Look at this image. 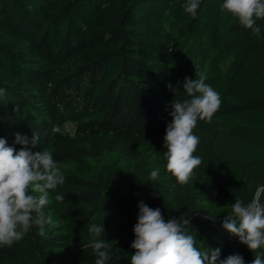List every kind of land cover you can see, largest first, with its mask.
<instances>
[{
  "label": "trees",
  "instance_id": "trees-1",
  "mask_svg": "<svg viewBox=\"0 0 264 264\" xmlns=\"http://www.w3.org/2000/svg\"><path fill=\"white\" fill-rule=\"evenodd\" d=\"M185 2L0 0V138L19 151L14 134L38 132L30 150L48 149L65 177L46 234L34 226L0 248V264H94L91 224L105 227L108 264H130L140 202L165 219L189 216L197 247L220 259H264L222 227L235 198L248 203L264 184V20L255 37L223 0H201L194 19ZM195 69L222 104L194 129L203 163L181 186L165 171L163 137Z\"/></svg>",
  "mask_w": 264,
  "mask_h": 264
},
{
  "label": "clouds",
  "instance_id": "clouds-1",
  "mask_svg": "<svg viewBox=\"0 0 264 264\" xmlns=\"http://www.w3.org/2000/svg\"><path fill=\"white\" fill-rule=\"evenodd\" d=\"M201 0H186L183 10L193 19ZM223 13L231 15L240 27L250 30L255 37L261 35L258 20H264V0H223ZM195 79L185 77L184 92L188 99L171 101V122L167 124L163 137L165 171L181 186L187 185L202 163V157L194 155L200 138L194 133L200 121L211 123L222 104L220 94L208 83L205 72L195 69ZM179 84V82H177ZM167 87L172 90L173 85ZM6 90L0 88V97ZM18 110L14 108V111ZM14 144L21 145L19 151L0 138V248H11L21 241L35 226L44 236L46 226L53 223L46 208L52 201L51 193L63 185L65 177L58 162L48 149L33 152L31 147L40 145V135L33 131L31 139L15 133ZM160 169L149 174L152 181L159 178ZM264 184L255 188L253 198L245 203L235 198L231 210L224 215L222 227L241 244L256 253L264 248ZM55 201L62 203L65 197L57 194ZM137 222L133 227L134 253L130 264H245L240 254H230L220 259L219 248L197 247V238L190 231L189 216L165 219L160 208H152L140 202ZM217 217V216H216ZM209 215L206 218L215 220ZM90 247L96 257L94 264H108L111 246L104 238V225L91 224ZM251 264H264L261 255H255Z\"/></svg>",
  "mask_w": 264,
  "mask_h": 264
}]
</instances>
